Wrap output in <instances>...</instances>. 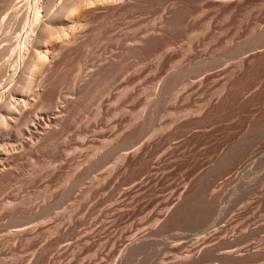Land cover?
Masks as SVG:
<instances>
[{"label": "rangeland", "instance_id": "rangeland-1", "mask_svg": "<svg viewBox=\"0 0 264 264\" xmlns=\"http://www.w3.org/2000/svg\"><path fill=\"white\" fill-rule=\"evenodd\" d=\"M11 1L0 5V24ZM224 1L144 3L168 14L162 65L153 49L125 54L118 75L82 81L86 61L110 41L106 21L48 76L47 97L62 93L60 116L38 101L0 139L9 151L0 164V264H264V0ZM41 2L44 21L50 4ZM14 26L0 48L15 41ZM123 81L137 97L116 103L110 92ZM114 104L121 111L112 115ZM28 117L46 118L35 136Z\"/></svg>", "mask_w": 264, "mask_h": 264}, {"label": "bare ground", "instance_id": "bare-ground-1", "mask_svg": "<svg viewBox=\"0 0 264 264\" xmlns=\"http://www.w3.org/2000/svg\"><path fill=\"white\" fill-rule=\"evenodd\" d=\"M8 1L11 0H0V5ZM41 1L42 0H14L12 3L13 6H11L13 12L11 11L10 17L0 24V38L3 36H1L2 33L5 34L4 40L9 39H7V29L12 23L15 25L14 34L16 33L13 43H9L12 40L10 39L8 42L10 45L7 44L6 47L1 46L0 48V55L3 53L0 61L3 60L4 55L6 57L10 54L7 61L13 66V73L11 76L8 75V77L10 76L9 82H6L7 84L9 83L10 86L8 85L9 87L5 89L4 92V89H2V94L0 95V139L7 137L9 131L13 132L14 127L21 126V121L27 118L29 113H31L33 104L35 105L38 101H42V103H40V111H43L46 115L47 113L56 115L57 118V115L60 116L64 107L61 105V100H63L61 98L62 93L56 95L55 98H51V96L48 98L49 84L45 85V83L50 77V74L58 69L66 57L78 53L80 50H84L83 48L87 45V40L90 35H93L92 33L103 23L104 25L107 24L105 23L106 21H108L109 24H107L108 27L106 25V32L110 35V41L104 52L99 53L91 61H86L89 67L85 69V76H83L82 81H90L110 72L118 75L117 70L121 67V63L124 62L122 60L125 54L147 52L153 49L154 51L156 50V52H160L161 57H159L160 60L158 59V65L159 63L162 65L165 62L163 59L164 54L165 52L167 53V50L171 47V44L167 40H169L173 32L170 31L172 32L170 33L168 31L169 29H167L169 24L165 25L166 23H164L166 22L164 19L167 18L168 14L166 15L165 13L166 16L164 18V11H159L157 13L148 12L146 8H143V5H145L144 3H146V1L148 2V0H46L50 4V9L44 21L42 20L43 17L41 18L42 15L39 6L40 3H42ZM222 1L225 3L227 2L224 0ZM238 1L239 0H237V2ZM166 3L167 2H164V7H167ZM240 3H242V1ZM172 5H170V10L174 9ZM178 5H180V3H178ZM168 8L169 6L167 9ZM26 17L28 18L27 22L25 21V19H27ZM25 22L27 23V28L23 31V27L25 28L26 26H24ZM112 38L113 40H111ZM21 39L22 41L26 39L25 43H22L23 45L19 44ZM20 54H22V58H20ZM256 55L252 56L250 59L254 60ZM6 83L5 85H7ZM80 84L81 83H79V85ZM73 88H78L77 83L73 85ZM120 89L121 92L118 94L112 91L110 92L114 102L119 100L120 96H125V99L127 98L130 101H133L137 97L136 92L127 82L121 84ZM66 103L69 104L68 98ZM114 107L111 111L112 115L118 114V112L121 111ZM31 116L33 118V114L30 115V117ZM30 117H28V122L32 119ZM39 118L35 117L33 123L31 122L33 119L30 121L32 126L29 129L34 128V136L40 128L41 120L44 121V119H46L44 117L43 119ZM30 122L27 124H30ZM47 124L48 123L45 125ZM25 126L24 128L28 129V125ZM41 128L43 129V126ZM46 128L49 130L50 127L48 128V126H46L45 129ZM16 131L22 132V130L20 131L18 128H16ZM140 150L141 148L127 153L126 155L124 154V159L126 160L130 155L131 157H134L132 155L136 156V154L140 153ZM5 152L8 154L9 151H7V149L0 151V164L6 154ZM123 156L121 157L122 159ZM6 157L7 160L9 155ZM5 162L4 160L3 163ZM18 227L20 228V226ZM19 228H16L18 229V231L16 230L17 233L23 231L21 229L22 227L20 228L21 230H19ZM23 228L25 227L23 226ZM26 228L24 229L25 232L29 230ZM28 228H30V226ZM142 241L143 240H140L137 241V243L135 242L127 246L125 250L123 246L124 256L134 251L136 252L138 246L141 245L139 243Z\"/></svg>", "mask_w": 264, "mask_h": 264}]
</instances>
